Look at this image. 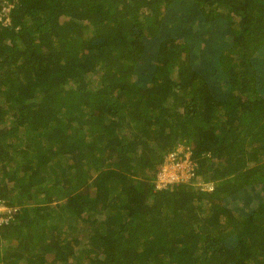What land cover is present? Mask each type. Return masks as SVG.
Instances as JSON below:
<instances>
[{"label": "trees", "instance_id": "obj_1", "mask_svg": "<svg viewBox=\"0 0 264 264\" xmlns=\"http://www.w3.org/2000/svg\"><path fill=\"white\" fill-rule=\"evenodd\" d=\"M8 17L0 264H264V0H14ZM179 148L194 177L157 188Z\"/></svg>", "mask_w": 264, "mask_h": 264}, {"label": "built area", "instance_id": "obj_2", "mask_svg": "<svg viewBox=\"0 0 264 264\" xmlns=\"http://www.w3.org/2000/svg\"><path fill=\"white\" fill-rule=\"evenodd\" d=\"M13 7L14 0H0V22H3L5 26L11 25L8 14ZM190 157L191 152H185L184 148H179L177 151L168 154L158 174L157 188L161 189L178 182L189 183L195 175V166ZM16 210L17 208L13 209L0 204V225L7 222L11 213Z\"/></svg>", "mask_w": 264, "mask_h": 264}]
</instances>
